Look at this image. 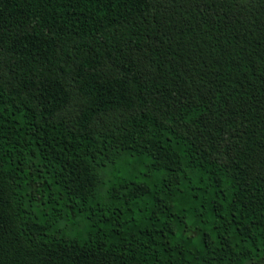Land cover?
I'll return each mask as SVG.
<instances>
[{
  "label": "trees",
  "instance_id": "1",
  "mask_svg": "<svg viewBox=\"0 0 264 264\" xmlns=\"http://www.w3.org/2000/svg\"><path fill=\"white\" fill-rule=\"evenodd\" d=\"M0 264H264V0H0Z\"/></svg>",
  "mask_w": 264,
  "mask_h": 264
}]
</instances>
